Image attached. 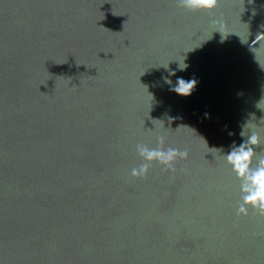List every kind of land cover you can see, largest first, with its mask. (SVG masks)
<instances>
[{"label": "water", "instance_id": "95a60500", "mask_svg": "<svg viewBox=\"0 0 264 264\" xmlns=\"http://www.w3.org/2000/svg\"><path fill=\"white\" fill-rule=\"evenodd\" d=\"M260 34L264 0H0V264H264L223 158L264 155ZM158 136L188 158L133 178Z\"/></svg>", "mask_w": 264, "mask_h": 264}, {"label": "clouds", "instance_id": "9594fccd", "mask_svg": "<svg viewBox=\"0 0 264 264\" xmlns=\"http://www.w3.org/2000/svg\"><path fill=\"white\" fill-rule=\"evenodd\" d=\"M217 5L218 0H177V6L188 11L211 13ZM258 37H264V34L256 36L254 43L260 44ZM185 67L186 65L180 68L183 70ZM167 83L171 84V81H167ZM196 83L195 79L185 81L183 78H178L172 91L177 95L187 97L191 95ZM241 136H244V132L241 133ZM164 143L165 138L158 136L156 147L150 148L145 144L136 145V151L143 162L132 168L131 176L133 178H145L153 163L159 164L166 172H175L176 161L188 158L187 150L182 151L175 147L165 148ZM259 143V134L252 131L239 146L233 145L231 151L227 155H223V158L241 181L242 197L237 209L238 216L247 215L250 208L260 215H264V155L254 151ZM254 160L255 164L253 163Z\"/></svg>", "mask_w": 264, "mask_h": 264}]
</instances>
